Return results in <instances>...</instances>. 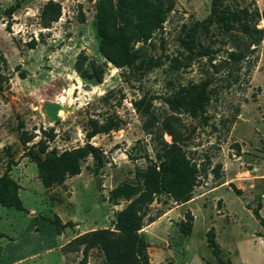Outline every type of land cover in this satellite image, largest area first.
Masks as SVG:
<instances>
[{
	"label": "rangeland",
	"instance_id": "obj_1",
	"mask_svg": "<svg viewBox=\"0 0 264 264\" xmlns=\"http://www.w3.org/2000/svg\"><path fill=\"white\" fill-rule=\"evenodd\" d=\"M48 1L59 3L60 15L44 26ZM210 2L176 0L162 29L135 44L141 58L157 64L129 69L114 66L98 49L95 0H0V174L11 159L9 174L20 184L25 208L0 205V264H105L100 249H89L84 258L83 246L67 244L90 230L113 229L115 213L128 201L114 204L110 190L136 184L147 157L154 158L151 135L133 107L143 97L159 121L173 117L187 157L202 169L190 200L177 203L163 193L148 205L140 233L149 264H216L206 237L211 227L233 264H264V0L225 2L233 9L256 8V26L263 30L262 40L237 62L229 51L248 42L240 32L214 30L202 39L208 55H189L180 43L183 25L205 18ZM91 61L102 68L100 82ZM181 87L207 94L196 114L166 102ZM110 114L123 120L121 128L90 139L102 149L103 165L97 168L89 156L78 174L43 187L20 131L34 136L30 145L52 129L49 148L70 149L85 143L89 118L102 121ZM162 137L172 141L166 130ZM258 202L263 225L252 212ZM187 211L193 220L184 234L179 226ZM55 216L60 234L51 222Z\"/></svg>",
	"mask_w": 264,
	"mask_h": 264
},
{
	"label": "trees",
	"instance_id": "obj_2",
	"mask_svg": "<svg viewBox=\"0 0 264 264\" xmlns=\"http://www.w3.org/2000/svg\"><path fill=\"white\" fill-rule=\"evenodd\" d=\"M175 2L176 0H95L94 25L100 39V53L118 68L146 69L157 64L152 58H141L135 44L146 43L156 30L162 29ZM225 2L226 0H211L210 10L205 18L183 25L180 43L189 55H208L210 47L203 44L202 39L210 38L214 30L231 35L240 32L248 39L242 47L229 51V57L234 62L244 58L248 51L253 50L251 45H257L262 40L263 30L256 26L259 19L258 10H250L248 7L233 9ZM59 15V3L46 2L41 11L43 25L48 26L57 20ZM90 66L96 81L100 82L102 68L93 61ZM78 69L82 76H86L88 69L82 68L81 63ZM207 99L205 92L196 94L193 87H181L165 98L170 108H183L192 114H196ZM133 107L143 117L142 129L151 135L154 158L147 157L146 167L137 172L139 181L136 184L125 182L110 190V199L114 204H118L121 198L128 201L115 213L113 229L90 230L74 237L67 244L76 248L83 246L84 258L89 249H100L104 253L105 264H149L146 252L148 243L140 233L148 205L163 193L171 196L177 203L190 200L202 171L187 157L181 132L176 128L173 117L159 121L151 111V102L146 97L133 101ZM122 123L123 120L116 114L107 115L102 121L89 118L85 143L70 149L49 148L48 141L54 138L52 129L42 130L45 137L30 145L26 144L32 141L34 136L20 131V141L27 148L26 156L36 164L42 186L50 188L63 183L66 177L78 174L82 162L89 156L94 159L97 168L101 167L102 149L91 143L90 139L100 133L118 130ZM163 130L170 135L171 142L162 137ZM12 163L9 159L5 171L0 174V205L25 210L18 193L20 184L9 174ZM235 190L239 192L238 189ZM260 208L261 203L258 202L252 212L263 225ZM154 220L153 217L149 218L150 222ZM192 220L190 211L185 212L179 226L182 233L188 234L191 231ZM51 222L55 231L60 234L59 217L55 216ZM206 237L216 264H233L223 256L215 242L213 227L208 229Z\"/></svg>",
	"mask_w": 264,
	"mask_h": 264
},
{
	"label": "crops",
	"instance_id": "obj_3",
	"mask_svg": "<svg viewBox=\"0 0 264 264\" xmlns=\"http://www.w3.org/2000/svg\"><path fill=\"white\" fill-rule=\"evenodd\" d=\"M18 193H19V191H18ZM20 196V195H19Z\"/></svg>",
	"mask_w": 264,
	"mask_h": 264
}]
</instances>
